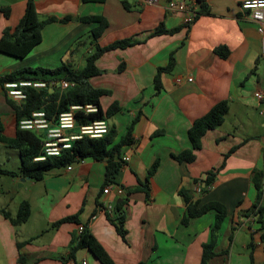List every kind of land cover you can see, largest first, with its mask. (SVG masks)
<instances>
[{"label": "crops", "instance_id": "crops-1", "mask_svg": "<svg viewBox=\"0 0 264 264\" xmlns=\"http://www.w3.org/2000/svg\"><path fill=\"white\" fill-rule=\"evenodd\" d=\"M123 1L36 0L42 19H73L46 24L42 41L22 58L0 52V76L63 64L79 70L97 45L137 39L134 45L99 56L95 63L101 73L88 82L110 91L100 98L103 110L115 101L121 106L106 119L116 129L114 144L137 118L133 143L122 148V155L130 158L115 182L125 189L136 187L145 182L147 170L158 159V168L148 182L149 194L140 190L127 195L123 238L102 209L105 202L118 200L115 193L103 192L106 160L88 157L75 161L71 168H52L41 180H34L19 174L20 156L15 151L12 162L0 163L1 169L16 173L0 171V264H21L20 253L27 264H101L87 248L69 254L84 223L117 264H200L215 211L183 224L186 203L181 189L200 205L218 201L226 206L215 247L218 255L209 264H264V214L261 223L254 207L258 191L253 183L254 169L264 173V60L255 23L241 10L242 0H205L208 12L189 24L187 12L170 9L169 0H126L129 8ZM26 2L0 0V8H9L8 16L0 10V38L5 29H14L19 23ZM89 15H101L108 22L97 39L91 31L98 23L79 20ZM160 25L178 29L151 36ZM222 45L229 49L225 58L215 51ZM171 54L175 64L161 73L162 89L156 92L154 78L159 67L168 65ZM8 99L23 101L13 99L0 86V125L5 134L14 136L17 119ZM222 100L229 104L224 121L203 136L195 160L174 159L172 153L191 148L188 132L193 122ZM155 132L159 134L153 135ZM4 147L12 149L0 142V150ZM224 159L215 182L202 192L208 171ZM262 185L264 191V176ZM22 201L29 202L30 215L14 225L2 210L15 217ZM75 214L80 222L53 225ZM20 242L25 244L18 248Z\"/></svg>", "mask_w": 264, "mask_h": 264}, {"label": "trees", "instance_id": "trees-1", "mask_svg": "<svg viewBox=\"0 0 264 264\" xmlns=\"http://www.w3.org/2000/svg\"><path fill=\"white\" fill-rule=\"evenodd\" d=\"M102 2L104 0H95ZM199 3V11L197 17L201 13L208 12V6L205 0H196ZM124 5L129 8L126 0L123 1ZM5 16L9 15V8H0ZM196 17V18H197ZM73 17L67 16L62 19L56 17H48L42 19L37 11L36 0H27L23 16L14 29H5L0 38V52L22 58L26 56L38 43L42 41V29L50 22L61 21L67 22L72 20ZM79 20L85 22H97L98 25L92 29V36L97 39L104 29L107 27V20L101 15H89L79 17ZM178 27L173 29H166L163 25L157 27L150 35L161 33H173ZM139 42L137 39L128 38L114 41L108 45L95 47V51L87 56L86 64L82 69L73 70L69 65L63 64L55 69L45 68H24L3 76H0V86L5 88V82H18L22 80H62L73 82L74 85L60 90V87L55 85L51 91L50 88L37 89L32 86H22L25 92V99L21 103H15L8 99L17 119V127L14 136H8L3 131L0 125V142L6 144L11 148H16L20 156L19 174L25 177H30L34 180H41L45 174L52 168L66 166L88 157L96 160H106V172L104 187L109 183H116L115 176L120 169L126 164L123 160L122 148L126 145L133 143L132 131L137 118H134L127 126L125 134L121 137L120 141L114 144L116 136V129L109 127L107 133L99 137H90L89 135H82L81 138L71 140L70 148H63L59 155H46L43 159H36L44 152V142L46 141L45 131H35L30 129H22L19 126V121L22 118L30 117L35 110L43 109L47 118L57 117L59 113L69 110L71 105L77 104H96L97 111L84 112L83 110L75 111L76 124L74 128L78 131L79 126L89 124L92 121L107 119L121 110L118 101L113 102L106 110H103L100 105V98L103 95L109 94L110 91L104 88L92 87L88 79L94 75L100 74L101 70L96 66V59L104 52L117 48L134 45ZM216 53L225 58L229 54L227 46L222 45L215 49ZM175 60L173 54L170 55V60L167 66L159 67L157 74L154 78V86L156 92H160L162 84L160 75L164 71H169L173 68ZM123 65L120 66V70ZM229 104L227 100H222L216 103L206 114L197 118L189 129V139L191 148L183 150L179 153H172V157L179 162H192L196 158L195 150L202 147V138L208 130L217 128L224 121L225 115L228 112ZM155 132L153 135H157ZM229 153L225 154V159ZM225 159L221 165L215 169L208 171L202 186V192L207 191L216 179L217 172L224 167ZM159 165V160H155L147 170L145 182H139L134 188L126 189V195L119 197L115 203L112 214L106 213L108 219L113 223L117 232L125 238L126 229L124 228L125 222V209L124 206L128 201L127 195L136 191H145L149 194L148 182L152 175L156 172ZM1 172L15 175L16 173L11 170L1 169ZM264 173L261 170L254 169L253 183L258 191L257 202L254 205L258 221L263 223L264 214V191L262 185ZM180 194L183 196L186 203V212L182 218V223L187 224L191 218L199 217L206 212L215 211L214 221L210 229V238L202 245V258L200 264H209L210 261L218 255L215 247L218 239V231L221 228L226 215V206L218 201H209L202 205L197 200H193L187 190L181 189ZM98 205L99 202H98ZM102 206V205H100ZM5 217L9 218L14 225L26 221L30 215V204L28 201H22L18 213L12 217L9 212L2 210ZM80 222L78 214L64 217L53 225L59 226L63 222ZM264 228V225L262 226ZM261 228V229H262ZM261 239L264 241V231L261 233ZM25 243H18V248H21ZM252 246V242H250ZM87 248L101 264H117L110 256L105 247L98 241L95 235L91 232L88 223L83 224V229L76 235L75 244L72 246L70 256L80 249ZM227 254V252H225ZM251 260L253 261V252H250ZM18 260L21 264H27V258L23 253H20ZM138 264H144L139 262Z\"/></svg>", "mask_w": 264, "mask_h": 264}, {"label": "built area", "instance_id": "built-area-1", "mask_svg": "<svg viewBox=\"0 0 264 264\" xmlns=\"http://www.w3.org/2000/svg\"><path fill=\"white\" fill-rule=\"evenodd\" d=\"M146 2L154 0H143ZM168 6L170 9L187 12L185 16L186 22L192 23L198 14L199 3L196 0H169ZM241 10L246 13L247 17L255 23L257 31L260 36L261 51L260 56L264 60V0H242L240 3ZM192 77L188 78V81H192ZM181 81L180 78L177 79ZM59 86L61 90L67 87L73 86L74 83L66 80L60 82L56 80L44 81V80H22L18 82H5L4 86L7 93L13 99H25L26 95L22 86H32L37 89L50 88L53 86ZM259 98L263 97V94L258 95ZM96 104H77L71 105L69 110L61 112L57 117L53 119L47 118L43 109L35 110L32 112L30 117L23 118L19 121V126L22 129H30L35 131H45L46 141L44 142V152L42 155L36 159H43L46 155H59L63 148H70L71 140L81 138L82 135H89L90 137H99L107 133L109 130V124L106 119H100L92 121L89 124H83L79 126L78 131L70 132L69 130L74 129L76 124L75 111L83 110L84 112H95L97 111ZM129 156H123V160L127 162ZM71 168V164L68 165ZM103 192L105 194L115 193L116 197H122L126 195V189L121 184L109 183L107 184ZM115 206V202L108 201L105 202L102 209L105 213L112 214ZM83 225L79 227L81 231Z\"/></svg>", "mask_w": 264, "mask_h": 264}, {"label": "rangeland", "instance_id": "rangeland-1", "mask_svg": "<svg viewBox=\"0 0 264 264\" xmlns=\"http://www.w3.org/2000/svg\"><path fill=\"white\" fill-rule=\"evenodd\" d=\"M15 151L18 152V150L15 148H12V149L5 148V147L1 148V150H0V163H2L4 160L5 161L10 160L12 162V160H14L17 157L16 156L17 154ZM11 166H13V164ZM242 234H244V233L241 232L240 235H242ZM229 253H230V250H229Z\"/></svg>", "mask_w": 264, "mask_h": 264}, {"label": "water", "instance_id": "water-1", "mask_svg": "<svg viewBox=\"0 0 264 264\" xmlns=\"http://www.w3.org/2000/svg\"><path fill=\"white\" fill-rule=\"evenodd\" d=\"M52 91V90H51ZM27 179H29L30 177H26ZM24 179H22V181H23Z\"/></svg>", "mask_w": 264, "mask_h": 264}]
</instances>
